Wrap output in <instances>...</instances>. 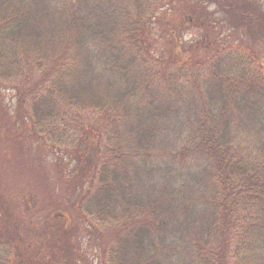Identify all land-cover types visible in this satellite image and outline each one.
<instances>
[{"label":"trees","instance_id":"trees-1","mask_svg":"<svg viewBox=\"0 0 264 264\" xmlns=\"http://www.w3.org/2000/svg\"><path fill=\"white\" fill-rule=\"evenodd\" d=\"M122 1L0 0V93L17 92L9 118L61 156L95 153L73 216L114 230L99 264H264V72L222 33L206 31L185 61L174 48L154 54L157 7L171 0L150 11ZM83 115L95 120L79 146L69 124ZM57 210L67 212L37 214L44 231L27 215L1 222L0 264L65 263Z\"/></svg>","mask_w":264,"mask_h":264},{"label":"rangeland","instance_id":"rangeland-1","mask_svg":"<svg viewBox=\"0 0 264 264\" xmlns=\"http://www.w3.org/2000/svg\"><path fill=\"white\" fill-rule=\"evenodd\" d=\"M154 1L149 3L146 0H138V4L142 3L143 10L150 11L151 8L154 9L150 6ZM158 1L160 0H156ZM111 3L116 4V0H111ZM190 8H194V12L199 15H206L204 25L196 23L195 14L189 11ZM250 10L251 13L246 17ZM157 11L160 12L161 20L156 28L161 29V34L156 33L149 38L151 52L157 49L164 54L167 47L174 48L179 56L178 60L185 61L189 59L187 47L195 42L201 46L208 36H204L206 31L211 41L214 35L222 33L226 39L222 40L223 44H239L245 47L264 72V26L261 28L255 22L259 16L264 19V0H171L168 5L158 6ZM237 12L243 13L240 16L243 18L238 17L240 13ZM130 17L124 16L123 19L126 22ZM237 18H240L241 22L234 23ZM209 20L216 26H211ZM250 20L251 27L247 22ZM228 35L231 36L226 38ZM162 65L167 67L168 62H162ZM15 90H6L10 92L6 93V96L0 93V223L13 222L27 215L35 223L31 228L36 230L39 227L38 230L41 228L44 231V221L35 222L40 211L46 208L48 212L52 208L67 210L65 214L59 210L53 213V222L57 225L52 227V231L54 241L61 246V258L65 261L62 264H99L98 258L103 250L101 247L104 246V241L109 240L114 230L111 227H99L94 223L86 227L85 223L77 220L76 215L73 216L74 211H77L79 189L85 173H88L95 161V153H85V144L84 153H75L80 160L75 157L74 161L69 163V157L75 154L61 156L48 147V144L40 143L38 138L29 137L23 119L18 125L9 118L12 111L17 109ZM88 120H95V117L83 115L79 120L81 125L77 122L69 124L68 134L74 137L79 146L81 129L88 130ZM24 205L27 208H23L21 216L18 206ZM22 226V223L16 224L11 230H18ZM29 235L35 236L34 233Z\"/></svg>","mask_w":264,"mask_h":264}]
</instances>
